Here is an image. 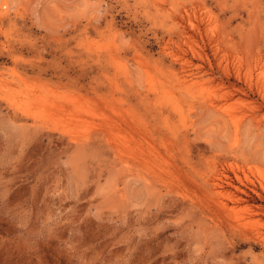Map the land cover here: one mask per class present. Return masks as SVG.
I'll return each mask as SVG.
<instances>
[{
    "label": "rangeland",
    "instance_id": "rangeland-1",
    "mask_svg": "<svg viewBox=\"0 0 264 264\" xmlns=\"http://www.w3.org/2000/svg\"><path fill=\"white\" fill-rule=\"evenodd\" d=\"M0 264H264V0H0Z\"/></svg>",
    "mask_w": 264,
    "mask_h": 264
},
{
    "label": "bare ground",
    "instance_id": "bare-ground-1",
    "mask_svg": "<svg viewBox=\"0 0 264 264\" xmlns=\"http://www.w3.org/2000/svg\"><path fill=\"white\" fill-rule=\"evenodd\" d=\"M254 67V66H253ZM197 92V91H196ZM232 96V95H231ZM237 100V99H236ZM209 105L211 106V108H215L217 105L215 102H213L212 100L208 101ZM238 128V127H237ZM238 131V130H237ZM115 142V141H114ZM121 153V152H120ZM155 177V176H154ZM233 197V195H232ZM237 197V196H236ZM232 199V198H231ZM238 199V198H237ZM233 201V200H232ZM243 201V200H242Z\"/></svg>",
    "mask_w": 264,
    "mask_h": 264
}]
</instances>
